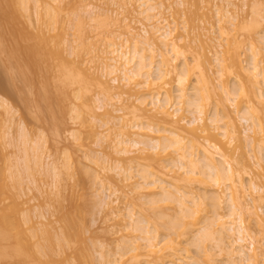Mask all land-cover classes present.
<instances>
[{"label": "bare ground", "instance_id": "6f19581e", "mask_svg": "<svg viewBox=\"0 0 264 264\" xmlns=\"http://www.w3.org/2000/svg\"><path fill=\"white\" fill-rule=\"evenodd\" d=\"M8 1L15 18L23 20L28 31L26 32L31 33L29 36L32 39H35L34 34L39 21L42 25L40 31L48 36L49 43L52 42L54 37H51L50 33L57 30L58 23L56 12L54 15V5L62 3V0ZM110 1L125 14L121 15L118 10L105 11L98 6L104 0H96L97 4L91 3L93 2L91 0L83 5L79 12L73 14L80 24H83L84 20L87 23L88 20L91 25L94 23L100 25L99 27L95 25L97 31L99 29L96 31L98 33L96 38L101 37L100 40L104 37L102 34H108L101 45L88 42L86 44L81 38H79L81 41L72 42L62 35L61 38L59 35L56 36V42L45 52L46 55L52 53L58 62L53 77L57 82L55 87L57 93L51 95V90H48L43 97H37L39 102L37 106H44L49 113L59 104L64 112L68 106L66 103L69 105L73 103L69 110L71 121L75 125L80 124L79 126L92 134H99L96 130L98 127L105 128L107 135L105 132H102L104 135L95 134L96 146L101 148V151L86 158L88 163H91V170L93 169L96 196L99 198L97 207L104 212L102 224L105 225L103 232L107 239L106 242L97 244L101 264H216L217 257H211L212 253L215 254L214 249L219 251L218 255L228 258V264H264V207L261 206H264V29L257 31L259 26L260 28L263 26L264 22H261L264 21V16L257 23L258 20L253 18L257 16L258 11H252L254 17L252 16L251 22L258 24L257 28L253 23H250L252 26L246 25L242 28L240 34L243 40L240 41L237 35L240 23L236 22H245L242 16L245 11L240 5L244 3V6H247L246 0L242 3L240 0H219L222 5L216 3L211 6L214 11L211 15L214 16L209 15V10L204 12L203 9V13L199 14L198 11L201 10L194 8L197 12L194 10L193 15L199 18L207 17L212 21L214 17L217 27L212 23L213 31H210L209 28L205 29L206 24L201 28L200 23V26L192 29L195 37L191 38L197 39L203 47L210 43L212 35L218 36L213 37L217 48L222 49L221 42L227 43L228 47L224 46L227 48L224 59H221L222 55L220 56L219 50H216L217 56L213 59L215 63L213 64L216 65L215 74L219 77H224L225 74L227 75L225 79L230 76L235 77V80L247 78V81L240 83L241 86L238 84L240 87L236 91L227 84L215 83L216 77L214 78L213 73L215 68H212V61L205 54L206 51L195 50L191 46L196 43L195 40H188L185 44L182 34L178 33L179 27L165 17V13L172 10L178 13L184 6L183 0ZM200 1L199 4H195L197 0H194V4L190 3L191 10L193 6H200L201 3L207 9L210 2L215 0ZM133 2L136 3L134 5L136 8L132 7ZM2 3L0 0V12L4 13L5 9L1 10ZM33 11L37 16L36 24L31 19ZM179 12L182 13L181 10ZM134 13L137 20L136 16L133 17ZM99 15L105 16L100 22H98L100 18L96 20ZM139 16L147 21L148 25L139 21ZM193 17L195 16L189 18ZM191 19L189 21L193 20ZM189 21L186 22L187 25ZM137 23L139 28L135 26L136 29L134 25H138ZM235 25L237 29L234 31L232 27ZM241 25L243 27V24ZM2 26L1 48L3 41L6 40L4 36L9 32L5 33V30L11 28L5 23ZM87 26L90 25L83 27ZM110 26L115 27L114 30L110 29ZM182 27L181 30L185 32L187 26L182 24ZM16 28L21 31L17 35L14 34L16 37L10 33L12 43L16 42L13 44L14 48H8L9 35L6 40L9 42L6 43L8 47L4 45L5 43L3 45L12 50V53H16V55L13 53L16 64L17 59L20 61L21 50L24 52L26 50L34 64L33 72L38 71L36 67L41 62L44 49L35 41L32 45L30 43L25 46L22 36L26 32L24 31L22 36L19 35L24 27ZM33 29L36 30L32 31ZM119 29L120 33L117 31ZM187 29L190 35V27ZM205 38L206 41L210 40L207 45ZM121 40L122 42H118ZM181 42L183 44H180ZM5 50L1 55L6 52ZM242 51L245 53L244 57L247 55V60H241ZM82 55L88 56V60H81ZM14 61L15 58L12 62ZM18 67L22 70V67ZM23 75L25 76L24 72ZM95 90L98 93L94 107L90 104L92 113L91 121L88 122L89 119H81L82 113L79 108L84 105L85 92ZM70 97L80 103L74 104V101L70 103ZM213 97L217 101L214 107H211ZM243 100L248 104L245 107L241 106ZM6 101L0 97L1 108L8 105ZM116 103H120L122 108H115ZM9 107L8 105L5 108ZM109 109L115 114L127 110L131 115L130 121L132 120L129 123L132 124H126L120 116H112ZM9 110L10 108L7 111ZM102 111V114H97ZM187 114L190 118L185 116ZM107 115H111L112 118L97 119L98 116ZM262 133L263 139L258 140L256 136ZM69 134L74 144L78 142L76 131L73 130ZM109 135L114 136L112 140ZM242 135L251 147L248 157L241 151ZM237 141L240 153L236 156L235 149L238 147H232ZM70 157L67 155L68 163L65 164V160L64 166L61 165L69 170L68 175L71 171L73 173L72 167L69 166ZM56 165H53L54 168L51 167L53 177L56 181L63 180L59 177L63 176L66 170L63 169L65 172L62 174L60 173L62 169L58 172L59 167ZM29 169L30 176L33 177L34 174L31 172L34 170L33 166ZM0 182L3 184L1 180ZM196 182L204 185L206 188L204 194H197L201 191L200 188L196 192L195 187H190V184ZM3 185L0 186V194L4 193ZM204 187L202 189H205ZM3 201L4 199H0V264H52L42 262L38 258V253L33 252L28 244V238L21 229V223L10 213L9 207L4 205ZM77 209L75 211L82 212ZM169 211L171 214L174 213L171 215ZM201 212L204 214L207 212L206 220L203 213L202 217L199 216ZM209 213L214 215L212 219L208 217ZM77 219L79 221L80 217ZM64 221L67 222L66 218L63 220L66 229L64 231L62 229L64 234L62 232V238L58 239L62 245L59 244V247L64 248L63 251L71 248L74 250L77 248L74 244L79 247L83 243L80 238L84 239L82 230L84 228L79 222L80 225L78 224L74 232L73 229L70 230L72 221L67 224ZM81 221L83 222L82 218ZM190 236L193 237V243L195 240L198 242V248L203 252V256L205 255L202 262L184 256L187 250L182 248L183 240ZM209 246H212L214 252L209 250ZM84 252L86 253L85 250ZM81 253L77 264H90V253L82 255ZM47 255L49 256L46 252Z\"/></svg>", "mask_w": 264, "mask_h": 264}, {"label": "rangeland", "instance_id": "374dc122", "mask_svg": "<svg viewBox=\"0 0 264 264\" xmlns=\"http://www.w3.org/2000/svg\"><path fill=\"white\" fill-rule=\"evenodd\" d=\"M2 1L5 5V7L7 6L6 7L7 9L4 7V5L2 3L3 6L1 5V8H2L1 10L5 9L4 13L6 12L5 14H7V16H9V14L11 15L8 17L9 18V20H8L7 16L4 15V13H2L3 11L0 12V14L2 13L0 16L2 17V15H3L5 17H2V18L7 19L5 21V19L2 20V18L0 17L1 26L4 25V23H5V25H7V27L11 26V28L8 27V28H10V30H5L8 28H5L6 26H4L5 33H7V31H9L8 32L9 34L7 33L6 36H4V37H6V40H7V37L9 35L10 39L8 38V41L10 40L11 44L8 41L6 42V40H5V42L3 41V43H5L4 45H6V43H9L7 45H10V46L9 47L7 45L6 46L8 48L11 47L13 49L15 46V45L13 46V44H15L16 42L14 41L15 43H12L13 41H11V36L12 35L15 36V35H17L18 32L19 33L21 32L16 27H20L19 29L24 27V30L22 31V33L19 34L20 36H22L23 33H25L27 30L25 29V25H24L23 20H20L17 17L15 18V15L13 13V9H12L9 1L8 0H6V1L2 0ZM39 1L42 2L44 0H39ZM90 1L89 0H85V1L84 0H62L61 1L62 3L57 4L56 6L54 5V15L56 12L55 17H57L56 19H57L58 23L56 24L57 30L52 31L50 33V36L54 37V39H52V42L49 43V41H47L48 36H45L40 31V29L42 28L41 27L42 25H41V23H39V21L36 25L37 31H35L36 29L32 30V31H35V33H36V34H34L35 39L34 38L32 39L29 36L31 33L28 34L27 33L28 31L26 32L27 34L25 33L22 36V40H23V43L25 42V46H27V44H30V43L32 45V43L35 41V43H38L44 49V51H42L43 52L42 54H44V55L41 56V62L36 67L38 69V71L33 72L34 71V64H33L32 59L27 55L26 50H25V52H24V50L23 51L21 50V52L19 51L20 52L19 54H21V55H19L20 61L17 59V64H16V57H14V55H13V53H15V52L12 53L11 52L12 50H10L11 48L9 50H8V48H5L3 43H2V48L4 46L3 50L0 47L2 51H4L6 49L5 50L6 52H3L4 53L3 55H1L2 51L0 50V55L3 58V59H1V57H0V97L7 100L6 103H8V105L10 106L9 111H7L9 108L8 109L5 108V107H8V105H6L3 108L0 107V180L2 181V183L4 185L1 184V182H0V184L3 185L4 189H5L4 190L5 194L4 193L0 194V199H4V201H3L4 205L9 207L10 213L16 218V220H19V222L22 225L21 229H23L25 236L28 238V244L32 247L33 252H35L36 254L38 253V258L44 263L77 264L79 253L82 252L84 254H87V252H88V254L90 253L89 257L91 256L90 257V259H91L90 264H101V257H100V254L98 253V250H97V244H99L100 242H106V239H107L106 235L103 232L105 225L102 224V218H103L104 212L102 213V210L100 211V208H98L99 205H97V203L99 202V198L96 196L97 195L96 191H95L96 188L94 185L95 181H94L93 175H92L93 169L91 170V163H88V161L86 159L88 156L95 155L97 151H99V150L101 151V148L97 147L96 143H95V139H96L95 134H98V133H95L96 131H93L95 134H92L86 128L79 126L80 124L75 125L71 121L69 110L73 104L72 102L74 101V98L71 99V97H70L69 102L72 104L69 105L68 103H66V105H68V106L65 108L66 110L64 109V112L62 111L63 107H61L60 104L58 106L54 107L53 112H50V113L48 111H46L47 109H45L44 106H42V105L37 106V102H38L37 97H43L44 95L47 94L48 90H51V95L55 94V92L57 93V91L55 90L57 82L53 77H54L55 67L57 66L58 62L52 53L46 55L47 48L49 50V46L52 47L54 42H56V40H57L56 36L57 35H59L60 38L62 35L63 37L67 38L68 40H70L72 42H74L75 40L77 42L84 40V43H86V44L88 42V43L96 44L97 46H98V44L101 45V42L102 41L104 42L105 39L107 38L106 37L108 35L107 33L104 35L102 34V36H104L105 38L103 37L100 40H99V38H101V37L96 38V36H97L96 34H98V33H96L97 27H95V25L99 27L100 26L99 24H95V23L93 24L92 23L93 25H91V23L88 22V20H87L88 24L85 22V20H84V22L82 21L83 24H80L79 21H76L74 15H73L74 13L79 12L82 9V6L87 4V2L89 3ZM92 1L93 2H91V3H93V4L98 3V2H95L96 0H92ZM242 1L243 0H240L241 3H242ZM246 1H245V3L247 4V6H244L245 5L244 3H242L243 4V6H242V4L240 2H238L239 5L241 4L240 7H242L243 11L246 12V13L244 12L245 14L243 13V11H242L243 14L240 13V15L242 14V16L244 17L245 22H243V21L236 22V24L240 23V26H241V27L238 26V30H237V31H239V33H237V35H238L240 41L243 40V38L241 37V34H240L241 33L240 30L242 28H244L246 25L252 26L250 23L254 24V21L251 22L252 21L251 18L254 17L253 16L254 15L253 10H256V11H258V13H260V14L257 13L258 17L255 16L253 18V20H255V19L258 20V22L256 21L257 23H259V21L262 20L261 18L264 16V0H246ZM41 2H39V4H41ZM198 2L200 3L201 1L197 0V2H195V4L196 3L199 4ZM134 3L135 2H133L132 7H134V5H136V3L135 4ZM183 3H184V6L180 8V10L182 12L181 14H179L180 10H178V13H176V12L174 13V11L172 10L170 12H166L165 17L169 20V22H171V23L175 22L176 26L179 27L178 30H180V31H178V33H180V35L182 34L181 36L184 39L185 44H187L188 40H195L196 43L191 45V46L193 48H195V50H198L199 52L203 51V50L206 51L205 54L208 56L209 60L211 59L212 68L214 69L216 65H214L215 63H214L213 59L215 58V56H217V55H215V53H216L215 51L219 50L218 52H219L220 56L222 55L221 59H224L223 56L226 55L225 53L227 50V48H225L226 47L225 45H227V43L224 42V43H226V44H224L223 42H221V45H223L222 49H221V48H217L216 42L214 41V38H213V37H218L217 35H215V36L212 35L210 37L212 39L211 41L209 39L206 41V38H205V42H206L205 45H207V42L210 41L209 44L214 48V50H212L213 48H211V46L209 44L207 46L210 48H208L207 46L203 47L201 42H198V40L195 38H191V36L195 37V33L193 32L192 29L196 28V26H200V23L202 24L201 28L205 27L204 24H206L207 27H205V29H208V28L211 29L212 23H214L213 26L217 27V25H215L217 23H216V19L214 20V17H213V21H212V19L209 20L207 17L199 18L198 16L196 17V15H193V14H195L194 10H196L194 8H197V10H199V9L201 10L200 12L198 11L199 14L203 13L202 12L203 9H204V12H207V10H209L210 11L209 15L214 14L213 8L211 6L213 4H216V3L222 5L223 3H221L219 0H215L213 2H210L211 4H209V7H207V9H205L201 3L200 6L199 5H196V7L193 6L192 10H191L192 5L190 6V3L194 4V0H183ZM6 4H8V5H6ZM98 6H100L102 9H105V11L110 10L109 12H111L112 10L113 11L118 10L121 12V15L125 14V12L122 9H118L117 6H113V4L110 0H104V2L101 3V5L99 3ZM197 6H199V8ZM55 7H56V9H55ZM136 7L137 6H135L134 8H136ZM208 8H212V9H208ZM189 10H191L192 12ZM197 10H196V12H197ZM211 10H212V12H211ZM8 12H9V14H8ZM190 12H191V14H190ZM32 13L33 14H32L31 19L34 20V22L36 24V22H37L36 17L37 16H36V14H34V11ZM101 14L103 15V13H101ZM134 14H133V17L136 16L135 19L137 20V15L136 14L134 15ZM102 15H99L98 19L96 18V20H99V18H100V20L98 22H100L104 19L105 16H102ZM188 16L189 17L195 16V17H193L192 18L193 20H192ZM211 16H214V15H211ZM10 18H12V20ZM140 18L138 19L139 21H141L143 24L148 25L147 21L143 20L142 17H140ZM187 18H189V20L191 19L194 22L189 21ZM21 19H22V17H21ZM185 19L189 21L188 25L186 24V22H188V21H185ZM199 19H201V20L205 19V21L202 20V22L204 21L205 23L204 22L202 23L201 20H199ZM16 20H18V21H16ZM19 20H20V23H19ZM209 21H211V23ZM190 22L193 24H190ZM263 22L264 21H262L261 23H263ZM96 23H97V21H96ZM246 23H248V24H246ZM69 24H71V25H69ZM133 24L134 23H131V25H133ZM182 24L185 25V27L186 26L190 27V29H189V31L191 32L190 35H189V32L186 31V30H188L187 27L185 28V32H184V30H181L183 28ZM241 24H243V27ZM255 24L253 26H255V28H257L258 24L257 25H255ZM82 25L83 26L84 25H90L91 27L90 26H89L90 28L88 26L83 27ZM171 25L173 26L174 24H171ZM262 25H263L262 28H260V26H259L257 28L258 29L257 31H260L259 29H262L261 31H263L264 23ZM1 26H0V28H1ZM135 26L138 27L139 24L134 25V28H136ZM75 27H77V29H75ZM180 27H182V28H180ZM114 28H112V26H110V29L114 30ZM236 29H237V25L232 27V30L235 31ZM0 31H1V33H3L1 29H0ZM98 31H99V29H98ZM117 31H119L118 33H120V29ZM210 31H213V29H211ZM78 34L80 37L78 36ZM180 35H177V36H179V38H181ZM183 36L186 37L187 40ZM209 36H210V34H209ZM24 37H26V38H24ZM79 38H81V40H79ZM240 38H242V39H240ZM12 39H15V38L12 37ZM26 39H27V41H26ZM3 40H4V38H3ZM1 41L2 40H0V43H1ZM118 42H122V40L118 41ZM180 44H183V42H181ZM227 47H228V45H227ZM224 49H225V51H224ZM205 51H203V52H205ZM9 52L12 54V56H10ZM243 54L245 56V53H243V51H242V57H244ZM246 54H247V52H246ZM15 55H16V53H15ZM82 56H83V58H81V60L82 59H85V61H86V59L88 60V58H87L88 56H86V57H84V55H82ZM242 57H241L242 61L248 59L247 55L244 58H242ZM10 58H11V61L9 62ZM14 58H15V61L12 62ZM17 58H18V54H17ZM189 60L191 61V58ZM18 61L21 63L19 64ZM44 61H46V62L43 63ZM191 63H193V62H191ZM222 65H224V64H222ZM18 66L22 67V70L25 73V76L23 75L21 68H19ZM17 69H19L22 72V75L20 74L21 72L19 71L20 72L19 73ZM213 69L211 70L212 72H213ZM12 72H15V73H12ZM215 72H216V68L214 69V72H213L214 78L216 77L215 83L227 84V86L229 85L231 87V89H234L236 91L241 86L240 83L242 84V81H244V82L247 81V78H245V77H242L243 79H236L235 80V77H232V76H230V78L226 77V79H227L226 80L225 76H227V75H225L224 72H223L224 77L217 76V74H215ZM19 74H20V78H19ZM14 77L15 78L17 77V79H15ZM30 79H31L32 83H31V81L28 82V80H30ZM224 80H226V82ZM238 84L240 86H238ZM75 88L76 87H73V89H75ZM77 88H78V86H77ZM93 91H94V89H93ZM93 91L92 92H89V91L85 92V97L83 99L84 105H82L79 108L80 112L82 113L81 119L82 120L89 119V121L87 120L88 122L91 121L90 118H91V113H92L91 110L92 109H90V108H92V106L94 107L95 97L98 93L97 90H95V92H93ZM36 98H37V100H35ZM213 98L214 99H213V102L211 104V107H214V105L216 104V101H217L215 99V97H213ZM245 101L246 100H243L241 106L245 107V105H248V104H246L247 102H245ZM75 103L79 104L80 102L74 101V104ZM38 104H39V102H38ZM114 105H116V106H114L115 108L116 107L122 108L120 103H116ZM109 110H110V113L112 114V116H120L123 118V121L126 124H129V125L132 124V123H129L132 120L130 121L131 115L127 112V110H124L120 114H115L112 109H109ZM7 112H9L8 115H7ZM102 113H103V111L97 112L98 115L102 114ZM112 116L111 115L110 116L109 115L98 116L97 119L109 120L112 118ZM185 116L188 117L189 115L187 114ZM233 116H235V114H233ZM188 118H190V117H188ZM95 129H93V130H95ZM73 130L76 131V133L79 137L78 142L76 141L75 144L70 139V134H69ZM96 130L99 132V134L102 132H105V134H106L105 128L101 129L100 127H98ZM109 134H111V133H109ZM98 135H96V137ZM102 135H104V134L102 133ZM261 135H263V133L260 135L258 134L256 136L258 138V140L263 139V137ZM113 137L111 135L110 139ZM110 143H111V141H110ZM238 144H239L238 141L235 142L233 144L232 148L238 147ZM241 144H242V150L241 151L248 157L250 154L249 151H250L251 147L248 146L247 141L244 139L243 135H242V143ZM235 150H236V156H237L240 153L239 152L240 149L238 147ZM67 155L71 156L70 157L71 159H69V162L71 161L70 162L71 165H69V166H70V168L72 167V169H73V173L71 171L72 175L69 172V174L71 176L68 175V173H67L69 170L62 167V166H64L63 164H64L65 160H66L65 164L68 163L67 162L68 160L66 159ZM54 164L55 165L57 164L56 166L59 167L58 172H59V170L62 169L60 171V173L62 172V174L66 170V172L63 174V176H61L62 175L61 174L60 175L61 177H59V178L63 179V180L59 179V181L61 180L60 181L61 184L58 180H57L58 181L57 182L55 180V178L53 177V169L52 168H54L53 167ZM28 165H29V167H28ZM31 166H33V168H34V170H33L34 172L31 171L34 174V176L32 174L33 177L30 176L31 173H30L29 168ZM27 167H28V169H27ZM63 169H65V170H63ZM27 170H28V172H27ZM31 170H32V168H31ZM66 173H67V175H66ZM193 184H190V187H195L194 190L196 192L198 191L199 188L201 191L204 190L202 193H201V191L197 192V194L201 195V194H204V192H206V188L204 187L203 184L201 185L200 183H197V182L194 185ZM203 187L205 189H202ZM209 192H210V190H209ZM260 205H258V206H260ZM261 206L264 207L263 205H261ZM77 207H78V209H77ZM75 208L77 210L82 211V212L78 211L79 213H81L80 215L82 217L79 216V213L77 211H75L76 210ZM136 211L139 212L138 210H136ZM209 211L211 213V208ZM173 213L174 212H172V214ZM202 213L203 212H201L199 214V216L202 217L204 215L203 218L205 219L207 217V212H205L206 215L204 213L202 215ZM210 213L208 214V217H210V219H212L214 215L212 216V215H210ZM65 214H67V215H65ZM146 214H148V213H146ZM170 214H171V212H170ZM76 215H78V216L76 217ZM64 216H67V217H65L67 222L64 221V222H66V224L70 220L72 221V223H71L72 225L70 226V228H71L70 230L73 229V231L76 232V229L78 228V224L80 225L79 222H81V224H82L81 227L83 226V228H84V229H82V230H84L83 231L84 232L83 233L84 239L80 238V240H83V243H82V245H79V247L77 246V244H74V245H76L75 247H77L74 250H73V248L70 247L71 250L68 249L66 251H63L64 248L62 249V247H61L62 245L58 241V239L60 240L62 238L61 234L64 231V229H66V228H64L66 225L64 226V223H63V220H65ZM79 217H80V220L78 221L77 218H79ZM81 218H82L83 222L81 221ZM202 221L204 222V220H202ZM62 226H63V228H62ZM253 227H254V225H253ZM255 228L256 227H254V229ZM62 229H63V231H62ZM73 231H71V233ZM163 232L164 231H162V233ZM63 234H64V232H63ZM164 234L166 235V232ZM164 234H163V236H164ZM187 238L184 239L185 242L183 240V243H184L183 246L184 247H182V248L184 250H187V252L184 253L185 254L184 256L189 257V259L190 258L191 259L195 258V260L199 259V261L202 262L204 259L203 257L205 255L203 256V252H201L200 251L201 249L198 248V245H199L198 242L195 240V242L193 243L194 240H193L192 236L187 237ZM258 238L260 239V237H258ZM80 240H78V242ZM189 241L192 242L193 244L189 243ZM227 242H229V240ZM59 244L61 245L60 247H59ZM207 244L211 245V243L210 244L206 243V245ZM209 247H210L209 250L210 249L212 250V246H209ZM49 248H51V250ZM84 250L86 251V253L84 252ZM214 250H215V252L213 250L212 251L215 254L213 255L212 251H211L212 254L211 253L210 254H211V257L212 256L217 257L216 260L218 263H216V264H226V263L228 264V262H227L228 258L225 256H223V257H225L226 259L223 258L221 255H218L219 254L218 250H216V249H214ZM46 252H47V254H49V256L48 255L46 256ZM82 253H81V255H82ZM215 255H217V256H215ZM222 255H224V254H222ZM89 257H88V259H89ZM205 259H207V258H205ZM192 260H194V259H192Z\"/></svg>", "mask_w": 264, "mask_h": 264}]
</instances>
